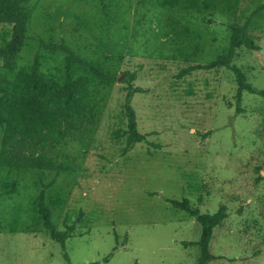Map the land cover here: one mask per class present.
<instances>
[{"label": "rangeland", "instance_id": "374dc122", "mask_svg": "<svg viewBox=\"0 0 264 264\" xmlns=\"http://www.w3.org/2000/svg\"><path fill=\"white\" fill-rule=\"evenodd\" d=\"M104 2L106 14L100 0H30L29 38L15 40L0 57V119L15 71L38 51L34 35L64 38L113 77L94 79V118L54 149L74 158L73 169L44 174L45 181L54 179L47 194L58 201L51 216L58 229L68 216L84 212L65 240L68 260L30 209L40 188L37 173L0 168V264H193L197 247L181 241L197 240L200 225L165 197H186L200 212L225 205L228 215L209 242L216 258L208 264H264V97L243 91L235 113L231 70L175 77L180 68L223 52L230 24L243 23L263 4L246 28L259 49L236 48L232 63L252 87L264 89V0H225L201 9L159 7L150 0ZM12 24L13 16L0 12V46ZM39 54L42 70L63 73V53ZM125 71H135L133 84L145 89L130 102L138 130L161 143L159 149L140 142L121 153ZM12 182L16 190L4 193ZM8 225L17 231L8 232Z\"/></svg>", "mask_w": 264, "mask_h": 264}, {"label": "trees", "instance_id": "16d2710c", "mask_svg": "<svg viewBox=\"0 0 264 264\" xmlns=\"http://www.w3.org/2000/svg\"><path fill=\"white\" fill-rule=\"evenodd\" d=\"M30 0H10L6 5L0 6V12L13 16V24L9 38L0 46V57L10 52L17 39H27V28L31 18L32 7ZM159 7L184 9L209 8L222 4L223 0H150ZM101 11L107 13L104 0H100ZM263 8V4L255 7L241 24L231 23V35L226 49L205 63L190 64L180 68L175 74L181 78L195 70H210L226 68L231 70L236 82L234 112L240 111L242 92L255 93L264 97V89L252 87L245 79L242 70L232 63L236 48L244 47L258 50L259 46L254 39L247 35L246 28L253 14ZM37 42V52L26 67L18 68L12 78L6 114L0 119V168L14 171H35L40 188L30 200V209L39 217L41 228L49 237L56 241L63 257L68 260L65 250V240L73 235L84 212L79 209L68 216L64 227L58 229L52 222V208L58 204L56 199L49 197L47 189L53 184L54 179L44 180L46 172L58 175L71 171L74 167V158L68 154L55 152L56 146L64 140L71 138L85 124L95 116V103L91 100V85L94 79L112 81L113 77L104 72L100 64L92 59L85 58L60 37L57 40L46 41L38 35L32 36ZM60 52L64 54V69L60 76H55L41 69V56L39 51ZM123 81L126 90L121 105L125 117V128L120 133L124 136L125 143L121 148L124 154L136 143L144 142L148 150L161 148V143L148 140L149 133L138 130L136 114L130 102L134 93L144 92L145 89L135 86V71H125ZM209 133L208 131L206 134ZM16 190L12 182L4 193ZM165 201L175 209L183 211L190 219L200 225V235L195 241H181L185 246H196L198 255L193 264H208L215 259L210 250L209 242L213 229L228 215L226 207L220 203L212 212H200L198 207L188 198L165 197ZM198 198L197 202H200ZM239 211V210H238ZM8 232H15L17 228L12 225L6 227ZM116 246L113 248L115 249ZM110 255V254H109ZM108 255V256H109ZM69 264V263H68ZM87 264H96L90 262Z\"/></svg>", "mask_w": 264, "mask_h": 264}]
</instances>
